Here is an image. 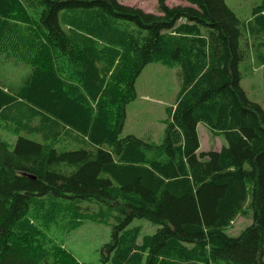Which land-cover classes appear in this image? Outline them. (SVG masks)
Listing matches in <instances>:
<instances>
[{
  "label": "trees",
  "instance_id": "trees-1",
  "mask_svg": "<svg viewBox=\"0 0 264 264\" xmlns=\"http://www.w3.org/2000/svg\"><path fill=\"white\" fill-rule=\"evenodd\" d=\"M187 1L0 0V57L30 68L0 86V121L36 135L13 149L0 136V264H93L50 233L111 217L103 264H264V108L241 68L251 50L264 66V0L250 20ZM152 62L181 84L160 144L122 136ZM199 123L227 145L200 150ZM135 218L160 227L139 243Z\"/></svg>",
  "mask_w": 264,
  "mask_h": 264
},
{
  "label": "rangeland",
  "instance_id": "rangeland-1",
  "mask_svg": "<svg viewBox=\"0 0 264 264\" xmlns=\"http://www.w3.org/2000/svg\"><path fill=\"white\" fill-rule=\"evenodd\" d=\"M121 2L127 5H138L141 8L147 6L146 0H121ZM156 2L157 0H151V3ZM226 2L242 20H250V18L254 19V8L261 5L263 0H226ZM168 3V5L172 4L173 0H168ZM151 9L156 8L150 4L146 11ZM250 55L248 60L243 62V64L246 62L245 68L242 64L245 77L242 85L251 99L264 108V66L254 61V50L250 51ZM29 71L30 68L23 63L0 57V86L8 90L12 86L19 85ZM178 72V66L169 67L161 62H152L144 68L136 81L137 97L127 105V117L122 136L133 134L147 141L161 143L166 129L167 107L175 103L181 90ZM16 125L17 122L12 118H9L8 122L0 121V136L9 142L11 149L15 147L19 136L36 138V135L28 133L23 128L16 130ZM198 132L201 150L220 149L222 145L228 143L223 133L215 134L204 123H199ZM72 145L75 147V144ZM113 222V217L108 222L85 220L80 227L71 232H65V228H55L50 234L61 240L79 260L103 264L102 249L103 245L110 241ZM252 222V213L239 215L234 223L226 228V232L232 236L239 235ZM134 226L142 228L138 239V242L142 243L144 236L155 233L160 224L147 218H135L129 227Z\"/></svg>",
  "mask_w": 264,
  "mask_h": 264
},
{
  "label": "crops",
  "instance_id": "crops-1",
  "mask_svg": "<svg viewBox=\"0 0 264 264\" xmlns=\"http://www.w3.org/2000/svg\"><path fill=\"white\" fill-rule=\"evenodd\" d=\"M120 2H121V0H119ZM166 2L168 3V0H166ZM153 5V6H155V8L156 9H151V11H157V7H158V0H157V2L156 3H151V0H146V3H145V5H147L146 6V8L149 6V5ZM169 4V3H168ZM174 4H183V5H188V4H191L190 2H188L187 0H173V3L172 4H170V5H174ZM133 6H137V7H139L138 5H133ZM146 8H143L144 10H146Z\"/></svg>",
  "mask_w": 264,
  "mask_h": 264
},
{
  "label": "bare ground",
  "instance_id": "bare-ground-1",
  "mask_svg": "<svg viewBox=\"0 0 264 264\" xmlns=\"http://www.w3.org/2000/svg\"><path fill=\"white\" fill-rule=\"evenodd\" d=\"M187 18H188V17H187ZM249 56H251V55H249ZM247 60H248V59H247ZM245 61H246V60H245ZM245 63H246V62H245ZM245 63H244V64L242 63V64H243V67L246 65ZM243 67H241V68H243ZM244 68H245V67H244ZM245 72H246V71H245ZM243 73H244V72H243ZM247 73H248V72H247ZM247 73H246V74H247ZM246 74H245V75H246ZM244 78H245V77H244ZM244 80H245V79H244Z\"/></svg>",
  "mask_w": 264,
  "mask_h": 264
}]
</instances>
